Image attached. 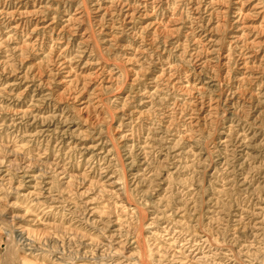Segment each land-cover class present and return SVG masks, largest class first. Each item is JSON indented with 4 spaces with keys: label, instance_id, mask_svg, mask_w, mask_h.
Masks as SVG:
<instances>
[{
    "label": "rangeland",
    "instance_id": "1",
    "mask_svg": "<svg viewBox=\"0 0 264 264\" xmlns=\"http://www.w3.org/2000/svg\"><path fill=\"white\" fill-rule=\"evenodd\" d=\"M0 264H264V0H0Z\"/></svg>",
    "mask_w": 264,
    "mask_h": 264
}]
</instances>
